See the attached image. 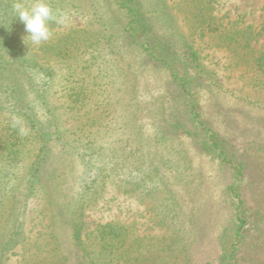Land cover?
<instances>
[{
  "label": "rangeland",
  "instance_id": "rangeland-1",
  "mask_svg": "<svg viewBox=\"0 0 264 264\" xmlns=\"http://www.w3.org/2000/svg\"><path fill=\"white\" fill-rule=\"evenodd\" d=\"M139 1L146 8L152 3ZM14 2L0 0V45L4 47L0 48V264H59V260L79 264L85 253L90 260L94 231L106 223L123 226L134 237L189 235L187 221L168 225L174 220L167 219L172 210L162 219L170 229L165 231L166 226L159 224L166 190L175 192L183 212L189 214L196 194L189 193L191 187L205 189L207 181L215 179L222 191L234 180V171L228 166L218 168L217 162H211L210 150L195 138L201 131L198 121L215 131L225 149L244 164L235 187L246 201L252 242L257 238L255 218L264 221V77L257 67L264 50V0L164 1L166 12L175 16L173 26L179 29L171 39V50L178 59L176 69L184 74L185 89L174 80L177 75L173 78L169 70L153 68L148 59L141 58L139 72L133 74L129 63L137 60V51L124 42H118V48L126 59H116L104 42L114 27H122L125 15L109 13L107 21L112 20L98 24L94 19L99 1L47 0L54 12H65L68 19L65 24L50 22L52 36L40 45L32 44L18 18L10 20L5 7L13 12ZM23 2L30 6L33 0ZM199 14L212 16L220 31L202 33L194 28ZM153 25L150 37L165 36L162 23ZM66 41L75 50L59 55L57 48ZM75 87L76 93L71 89ZM106 93L109 102L100 97ZM188 109L189 115L184 113ZM169 112L184 128L156 142V134L162 131L155 125L165 129ZM13 117L21 118L26 135L12 127ZM29 117L38 122L35 127ZM56 130L58 136L53 134ZM39 149L49 150L47 171L40 173L26 211L12 218L7 209L19 196L13 193L16 181ZM82 152L92 166L87 178L95 180L84 194L81 211L84 250L71 241L65 226L52 225L41 188L57 183L58 189L49 191L53 197L74 198L79 192L76 178L85 167L73 154ZM217 193L207 198L216 203ZM202 212L200 228L207 235L199 242L189 241L193 264L215 260L218 235L204 228L203 218L211 217L221 228L228 219L225 208L218 214L209 207ZM246 254L249 261L252 255ZM182 260L183 250L177 253V261Z\"/></svg>",
  "mask_w": 264,
  "mask_h": 264
},
{
  "label": "trees",
  "instance_id": "trees-1",
  "mask_svg": "<svg viewBox=\"0 0 264 264\" xmlns=\"http://www.w3.org/2000/svg\"><path fill=\"white\" fill-rule=\"evenodd\" d=\"M97 1L100 3L97 4L96 19L94 20L97 21L98 24H108L109 21L112 20V18H110L107 21L109 13H114V17H116V15L119 17L125 15V23L122 27H114L104 42V44L113 51V54L115 53L116 59H119L120 61L126 59L120 54V49L118 48L120 45L118 42H124L127 48L137 51V60L129 63V69L133 70V74H138L139 72L138 70L141 66L139 60L141 58L148 59V64L153 68L169 70L173 78L177 75L174 80L181 83L180 85L182 89L186 88L184 74H181L176 69L178 59L176 54L171 50L173 49L171 39L178 34L179 29L173 26L172 19L175 17L174 14L166 12L167 6L164 4L165 0H152L151 5H148L147 8L145 5L141 4V1L139 0ZM5 9H7V14L12 21L14 16L13 12L9 10L10 8L8 6H6ZM147 10H149L148 13H145ZM206 16L207 15L205 14L203 16L202 14H199L197 24L194 28L199 29V32L202 33H205L206 29L219 32V26L215 23L214 18L210 16L207 19ZM155 22L163 24L165 36H149ZM145 37L147 40H145ZM241 41H244V38H242ZM73 45L74 44L70 41H66L64 46L60 44V47L57 48L59 50V55L62 53L68 54V52H73L75 50V45ZM100 45L101 42L99 41V46ZM0 48L3 49V45H0ZM194 54L192 53L193 57ZM74 60H71V62ZM194 61L198 62V57H196V60L194 57ZM257 67L264 77V50L260 53ZM99 74L100 71L98 70L97 76H99ZM133 79H138V76H134ZM71 89H73L75 93L78 90L76 87ZM14 90H16V88ZM100 97H103V102L104 100L105 102L111 100L107 93L105 95L100 94ZM184 113L189 115V109L184 110ZM195 114L198 117V114ZM167 115L165 129L159 124L155 125V129L158 130V132L162 131L160 134H156L157 137L154 139L156 142L163 139L165 135L184 128V125L180 124L177 117L170 115V112ZM169 119L171 120V123L169 122ZM28 120H31L30 117ZM30 122L34 127L38 124L37 121L35 123L31 120ZM197 123L200 126L201 131L197 133L195 138L210 150L209 154L211 162H217L218 168L228 166L234 171V180L229 184H226L222 191L221 189H217L218 181L215 179L207 181V183L205 181V189L200 188V185L196 186V188L189 185V188L191 187L189 193H191L192 190L196 191L195 198L190 200L189 203V214L183 212L181 200H177L175 192L168 189L166 190V197L162 200V204H160V207L162 208L161 215L163 214V216H160L159 224L166 226L164 229L165 231L170 229L167 225H164L166 219H162L167 218L168 212L172 210L173 214L167 219L174 220L173 223L168 225L176 227V224L179 222L186 225L184 221H187L189 224V235L183 236V234H181L178 238V235L175 234L176 239H174L173 231V235L171 234L170 237L167 236L162 239H156L154 236L149 235L134 237L131 236L130 232L124 229L123 226L114 223H106L100 225L94 231L93 238L95 240V249L92 258L87 260L86 258L88 257V254L85 253L80 258L81 261L79 264H193L188 255L189 241L199 242L201 238L207 235L205 230H201L200 228V217L201 215H205L204 212H202V209H205L206 207L212 208V213L215 214H218V212L225 208L228 212V219L227 224H224L225 226L221 228L222 225L214 221L211 217L207 216V218H203L204 228L210 230V233L212 234L217 233L218 243H216L217 247H215L216 254L214 263L203 262L202 264H246V262H249L250 264H264V238H262L264 221L255 218L254 222H256L259 231H257L258 233L254 232L257 238L252 242L250 235L252 232H250L251 229L249 230L250 214L247 212L246 201L243 200L241 192L235 187L240 176H243L245 166L241 161H238L235 158V154L230 153L225 149L224 141L218 137L215 131L208 128L202 121H198ZM48 133L51 132L48 131ZM186 133L189 134L188 131ZM53 134L57 135V130L54 131ZM42 136L43 133L39 134V137ZM91 142L95 141L91 139ZM42 144L45 143L43 142ZM88 145H90V143ZM43 149H39L35 152L33 161L30 166H28V170H24L23 174L19 175V179L16 181L13 193L15 196L18 194L19 196L15 203L11 204L7 209L12 218L18 216L20 212L22 214L26 211L28 199L34 194L33 192L36 191V184L41 181L40 173L44 174L47 171L44 164L46 161L45 154H48L49 150L44 152ZM62 153L65 154L66 150H63ZM73 157H79L85 167L79 177L76 178V181L79 183V192L74 198L71 200H62L59 199V196L53 197L54 193L49 191L57 190L59 187L57 183L54 185L51 184V187L46 185V187L41 188L46 196V204L50 210L49 217L52 225L55 226V224H57L65 226V228L69 230L71 241H74L73 243L75 245L77 244V246L84 250L87 249V244L85 242L83 244L81 243V211L83 210V203L85 201L84 194L91 190V185L94 184L95 180H89L87 178L89 174H91L92 166L87 162L86 155L82 152L79 154H73ZM183 188L185 191L186 186ZM215 191L216 193L220 192V196L218 197V201L213 203V201L209 200L207 196H210ZM203 193H206V200L201 203V195ZM221 198L223 200H221ZM226 204L228 207L224 206ZM17 211L18 213L16 214ZM181 212L182 217H179ZM58 219L61 221L60 224L58 223ZM56 230L58 232V229ZM53 235L54 233L52 232V236ZM145 239L146 241H144ZM182 250L184 253V261H177V253ZM246 251V255H252L249 256V261H245ZM59 264H63L62 261L59 260Z\"/></svg>",
  "mask_w": 264,
  "mask_h": 264
},
{
  "label": "clouds",
  "instance_id": "clouds-1",
  "mask_svg": "<svg viewBox=\"0 0 264 264\" xmlns=\"http://www.w3.org/2000/svg\"><path fill=\"white\" fill-rule=\"evenodd\" d=\"M12 9L15 19L18 18L23 23L26 36L35 45H40L51 38L50 22L65 24L68 19L67 13L60 10L54 12L47 0H33L30 6H25L23 0H15ZM12 127L18 128L22 136L27 134V129L19 117H13Z\"/></svg>",
  "mask_w": 264,
  "mask_h": 264
}]
</instances>
